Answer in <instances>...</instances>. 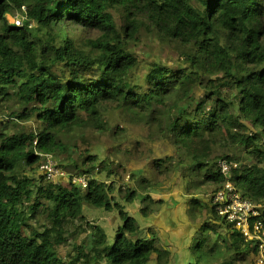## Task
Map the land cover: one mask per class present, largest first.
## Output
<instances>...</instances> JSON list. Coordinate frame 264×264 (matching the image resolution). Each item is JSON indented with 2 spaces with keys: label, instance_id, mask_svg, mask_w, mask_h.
<instances>
[{
  "label": "trees",
  "instance_id": "obj_1",
  "mask_svg": "<svg viewBox=\"0 0 264 264\" xmlns=\"http://www.w3.org/2000/svg\"><path fill=\"white\" fill-rule=\"evenodd\" d=\"M14 10H23L26 20L11 22ZM112 11L123 19L122 32ZM137 14H145L162 39L187 50V66L152 64L141 84L129 80L137 61L126 45L140 27ZM69 25L100 35L79 44L65 31ZM199 87L203 95L196 100ZM11 101L21 105L12 112L14 119L32 118L37 130L9 134L0 121V264H150L163 258L170 264V252L156 245L155 236H140L135 218L110 194L111 185L87 178L82 189L70 180L57 185L42 174L34 181L24 173L26 167L41 165L45 155L64 150L61 135L76 128L100 129L105 106L150 111L151 120L163 115L155 105L165 107L170 143L188 162L181 175L188 194L200 188L194 176L213 184L212 193L226 179L217 160L211 161L215 144L223 140L235 151L243 149L251 163L222 157L237 163L229 178L243 197L264 203V0H0V106ZM95 159L93 154L82 159L90 164L83 170L88 175ZM104 160L101 168H108L109 159ZM162 162L165 158L154 160ZM134 194H127L126 202ZM195 199L189 201L200 205ZM84 204L118 211L122 223L111 237L99 224L84 220ZM209 208L215 216L214 207ZM40 213L47 223L36 221ZM32 218L36 223L31 226ZM75 220H84L88 240L75 242L65 261L56 249L68 242L63 225ZM225 223L230 233L210 239L221 232L207 221L199 225L197 233L212 230L196 246L202 253L186 264H209L206 256L215 257L221 245L229 259L220 264L257 253ZM232 255L237 257L232 260Z\"/></svg>",
  "mask_w": 264,
  "mask_h": 264
},
{
  "label": "rangeland",
  "instance_id": "obj_2",
  "mask_svg": "<svg viewBox=\"0 0 264 264\" xmlns=\"http://www.w3.org/2000/svg\"><path fill=\"white\" fill-rule=\"evenodd\" d=\"M112 13L117 29L122 32L123 19L120 13L116 11H112ZM24 15L23 10H14L9 14L8 19L11 22L22 23L26 20ZM137 18L141 22L140 27L135 34V38L128 39L126 45V50L137 61L132 73L129 75V80L132 83L141 84L152 64H162L173 68L188 65L186 61L187 50L176 42L162 39L153 25L146 19L145 14H137ZM65 31L79 44H85L88 39H94L100 35L95 30H87L74 25L66 26ZM194 95L196 100L200 99L203 95V89L199 87L195 90ZM153 109L158 114L163 113L162 116H159L160 119L151 120L153 115L150 111L144 114L137 110L115 109L105 106L101 110L100 129L96 130L92 127L76 128L70 133L61 135L60 140L64 144V150L49 155L70 174H85L88 178H96L106 185H111L110 194L114 200L124 206L129 215L135 217L139 226V234L142 237L149 236L152 233L155 234L153 226L147 225L148 218L161 212L166 213L167 216L174 214V209L167 210L166 206L170 205L173 208L179 204H184V213L191 223L196 221L201 224L207 221L213 224L211 220L217 222H214L215 224L211 228L221 233L214 232L212 236H209V239L211 237L215 238L216 234H226L227 236L231 229L227 228V224L217 215L213 216L208 206V199L214 187L213 184L205 183L203 176H194L200 184V188L193 189L189 194H185L183 187L186 180H183L184 178L181 175L187 173V170H185L188 164L187 159H182L179 156L180 150L170 143V138L167 135L166 128H164L167 124L165 107L155 105ZM19 110H21V105L16 101L2 103L0 106V121L3 122L2 125L5 124L3 130L9 134L36 131L37 123L32 118L28 120L14 119L15 115L12 112ZM245 123L248 125L246 131L253 133L255 129L247 122ZM220 142L213 147L211 157L212 163L217 160V168L218 160L222 159L224 155L233 157L239 164L251 163V158L243 149H240L241 153L235 151L232 146L225 145L223 140H220ZM87 153L96 155L95 169L92 175H88L83 171L90 168V164L82 161L83 157L88 155ZM104 158L109 159L108 168H101L107 162ZM156 158H165V162L156 165L154 164ZM39 165L40 163L32 168L26 167L24 173L37 181L41 175ZM74 165L78 167L75 168ZM108 171L110 174H108ZM222 184L220 182L219 186ZM133 190L135 194L132 202H126L125 196ZM189 198H196L195 200L200 205H195V202L193 204L189 201ZM29 203L31 204V202ZM143 210H146L147 214H144ZM176 211L178 213V210ZM83 213L85 215L84 220L102 226L109 237L115 233L122 223L116 209L105 211L84 204ZM84 220L70 221L63 225L68 242L57 246L56 251L65 261L73 254V244L75 242L82 243L83 240H88L89 230ZM36 221L40 224L47 223L42 213L38 214ZM36 221L32 218L29 223L32 226L35 225ZM211 228H208V232L205 233H197L198 229L192 230L193 238L190 237L187 240V245L182 248L177 247L173 254L170 253V264H186L194 260L195 255L202 253V249L200 247L196 248V246L202 241L203 237L208 236L212 230ZM190 242L192 245H189ZM192 247L193 250H191ZM253 255L243 256L239 261L232 262L233 264H254L255 256ZM207 256L205 262L209 264H220L225 259H229L222 245L220 251L213 255L215 257L207 258ZM236 257L232 255V260ZM163 260L164 258L160 263L152 261L150 264H165Z\"/></svg>",
  "mask_w": 264,
  "mask_h": 264
},
{
  "label": "built area",
  "instance_id": "obj_3",
  "mask_svg": "<svg viewBox=\"0 0 264 264\" xmlns=\"http://www.w3.org/2000/svg\"><path fill=\"white\" fill-rule=\"evenodd\" d=\"M218 161V168L226 179L209 197L210 204L218 217L223 218L250 241V248H256L255 264H264V203L243 197L239 188L230 180L232 168L237 166L235 161ZM40 172L48 181L57 185H63L70 180L82 189L88 186L87 175L68 173L49 154L44 156Z\"/></svg>",
  "mask_w": 264,
  "mask_h": 264
},
{
  "label": "crops",
  "instance_id": "obj_4",
  "mask_svg": "<svg viewBox=\"0 0 264 264\" xmlns=\"http://www.w3.org/2000/svg\"><path fill=\"white\" fill-rule=\"evenodd\" d=\"M185 194H188V193H185ZM208 204H209V199H208ZM183 207H184V204L183 205L179 204L177 205V207H173V208L172 206L167 205L166 206L167 210L174 209V212H173L174 214H171V215L169 214L167 216L166 213L163 214V212H161L158 215L148 218L149 222L147 225L153 226L154 231H155V234L152 233L149 236H155L156 245L160 248L168 250L172 254L174 250H176L177 247L182 248L187 245L188 243L187 240L193 236L192 230L195 231L196 229H198L200 225L196 221L191 223L189 220H187ZM176 210H178V213H176L177 212ZM175 216H177V218H175ZM211 222L213 224L217 223L212 220Z\"/></svg>",
  "mask_w": 264,
  "mask_h": 264
}]
</instances>
